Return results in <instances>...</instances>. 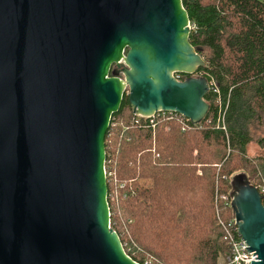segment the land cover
I'll return each instance as SVG.
<instances>
[{"label":"water","instance_id":"95a60500","mask_svg":"<svg viewBox=\"0 0 264 264\" xmlns=\"http://www.w3.org/2000/svg\"><path fill=\"white\" fill-rule=\"evenodd\" d=\"M189 23L182 0H0V264H140L110 225L105 136L124 96L135 115L207 116ZM231 185L264 264V194Z\"/></svg>","mask_w":264,"mask_h":264},{"label":"trees","instance_id":"16d2710c","mask_svg":"<svg viewBox=\"0 0 264 264\" xmlns=\"http://www.w3.org/2000/svg\"><path fill=\"white\" fill-rule=\"evenodd\" d=\"M182 5L189 41L206 61L196 74L218 90L206 96L207 116L193 123L172 113L153 125L124 96L105 136L108 167L122 186L118 202L107 197L110 225L140 264H218L228 246L217 214L231 211L215 201L216 189L229 193L238 173L264 176V156L246 151L264 146V0Z\"/></svg>","mask_w":264,"mask_h":264},{"label":"built area","instance_id":"2783aa9c","mask_svg":"<svg viewBox=\"0 0 264 264\" xmlns=\"http://www.w3.org/2000/svg\"><path fill=\"white\" fill-rule=\"evenodd\" d=\"M189 25H190V28H193V25L191 23H189ZM174 77L178 80H181V73H175ZM209 85H210V89H212L213 92L218 93L217 88L215 87L211 88L210 83ZM127 93H128V87L126 86L124 88V94H127ZM172 113L178 114L176 112L157 111L150 116H143V115L138 114L136 115V117L147 118L154 125L156 119H159L161 116H164L166 114L168 115L167 116L168 119L172 118V115H171ZM178 115L183 117L185 120H189L188 118H186L185 116L181 114H178ZM110 124L111 126L114 125L113 123H111V121H110ZM182 129L184 130L185 126H183ZM108 165H109V160H106L105 158L104 172H105L106 182H107V197L109 194L111 200L118 202V199L120 197H119V192H118L117 187L121 188L122 186L118 185L116 187L115 171L110 169ZM249 183L257 189L259 194L261 195L264 194V178L263 177L260 176V177H256L255 179H249ZM108 184H109L110 189L113 188V190L110 193L108 192ZM125 196H126L125 193H123L121 198H124ZM215 201L222 203L227 209L231 211L230 216L227 217L226 219H222L220 214H217L218 223L222 227V232H223L222 238L227 243V246H228V252L222 259L221 264H252V262L256 260V254L254 251L249 250V245L241 238V236L239 235L237 231L236 218H235L234 213H232V209H231L232 197L230 195V192L221 193L219 192V190L216 189Z\"/></svg>","mask_w":264,"mask_h":264},{"label":"rangeland","instance_id":"374dc122","mask_svg":"<svg viewBox=\"0 0 264 264\" xmlns=\"http://www.w3.org/2000/svg\"><path fill=\"white\" fill-rule=\"evenodd\" d=\"M194 75H197L196 73ZM247 155L251 158L255 157V156H264V146H260L259 144H257L256 142H252L250 144L247 145ZM263 177L264 176L262 174H253L252 177L250 179H255L256 177ZM224 257H222L220 260H219V263L218 264H221V261Z\"/></svg>","mask_w":264,"mask_h":264},{"label":"flooded vegetation","instance_id":"af4514ba","mask_svg":"<svg viewBox=\"0 0 264 264\" xmlns=\"http://www.w3.org/2000/svg\"><path fill=\"white\" fill-rule=\"evenodd\" d=\"M117 69H120V67H117Z\"/></svg>","mask_w":264,"mask_h":264}]
</instances>
